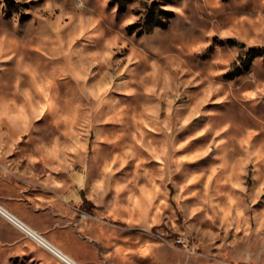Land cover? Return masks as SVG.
<instances>
[{"label":"rangeland","instance_id":"374dc122","mask_svg":"<svg viewBox=\"0 0 264 264\" xmlns=\"http://www.w3.org/2000/svg\"><path fill=\"white\" fill-rule=\"evenodd\" d=\"M108 2L0 0V204L84 264H264V0ZM30 239L0 264H63Z\"/></svg>","mask_w":264,"mask_h":264},{"label":"trees","instance_id":"16d2710c","mask_svg":"<svg viewBox=\"0 0 264 264\" xmlns=\"http://www.w3.org/2000/svg\"><path fill=\"white\" fill-rule=\"evenodd\" d=\"M132 1L133 0H109L108 6L111 8L115 7L120 13H124L127 10L128 5ZM173 17V12L165 10L162 4L157 1H154L150 6L147 7L145 18H140L137 23L129 25L127 31L130 34L136 33L137 36H142L145 33H148L149 30L155 28L165 29L169 21ZM247 57L249 63L256 57L264 58V49L249 50L247 53ZM242 66H245V68H247V65L244 61ZM84 204H89V206H91V203L86 200L84 201ZM84 204L83 207H85Z\"/></svg>","mask_w":264,"mask_h":264},{"label":"bare ground","instance_id":"6f19581e","mask_svg":"<svg viewBox=\"0 0 264 264\" xmlns=\"http://www.w3.org/2000/svg\"><path fill=\"white\" fill-rule=\"evenodd\" d=\"M82 184L83 180L81 179L80 185ZM0 215L22 233H25L28 237L33 239L38 245L48 250L56 259L61 261L63 264H80L50 240L46 239L39 232L35 231L29 225L25 224L19 217L13 214V212L8 210L2 204H0Z\"/></svg>","mask_w":264,"mask_h":264},{"label":"clouds","instance_id":"9594fccd","mask_svg":"<svg viewBox=\"0 0 264 264\" xmlns=\"http://www.w3.org/2000/svg\"><path fill=\"white\" fill-rule=\"evenodd\" d=\"M165 10H168L167 7H165ZM138 18L133 16L131 19H127V20H124L123 21V24L125 27L129 26V25H133L136 20ZM215 34L212 33V32H209V36H214ZM220 39H228V38H235L232 33L230 31H223L220 33V35L218 36ZM113 44L110 42L109 43V47H112ZM209 46V44H205L203 45V47L207 48ZM66 54V53H65ZM110 54L109 53H105V56H109ZM226 63V62H225ZM24 71H28V68H25ZM152 89H149V91H151ZM101 91H103V89H101ZM213 91L214 89L212 88V86H209L207 89H206V93H205V98L202 99L201 101H199L198 103L199 104H206L207 103V99L208 98H211L212 95H213ZM94 96H96L97 94L96 93H93ZM47 99V96L45 97ZM5 108L7 107L6 105L4 106ZM195 108L192 110L193 113H195ZM40 113L41 115L43 114V107L41 108L40 110ZM6 114V113H5ZM40 117L37 116V119H39ZM193 118V115L190 113L188 119L185 120V124H187L189 122L190 119ZM66 119V118H65ZM21 120H22V124H21V127L23 128L24 131H27V128H28V121H27V117H21ZM77 148H80L81 150H86V146L85 145H80V144H77L76 146ZM70 151H75V149H69ZM199 155V154H198ZM215 171V170H213ZM209 179H211V177H209Z\"/></svg>","mask_w":264,"mask_h":264},{"label":"crops","instance_id":"0c3cea01","mask_svg":"<svg viewBox=\"0 0 264 264\" xmlns=\"http://www.w3.org/2000/svg\"><path fill=\"white\" fill-rule=\"evenodd\" d=\"M83 180V184H84V179ZM41 184H43L47 190L52 191L51 187H50V183H47L44 180L40 181ZM80 184V183H79ZM82 184V185H83ZM67 199L69 201H73L76 204H79L80 202H82V199H85L84 197L81 196V194L79 193H75L72 195H68ZM86 200V199H85ZM87 201V200H86ZM90 202V201H88ZM91 203V202H90ZM92 204V203H91ZM3 205V204H2ZM4 207H7L4 205ZM8 210H10L11 212H13V214H15L17 217H19L25 224L29 225L31 228H33L35 231L39 232L41 235H43L46 239L50 240L52 243H54L57 247H59L61 250H63L65 253H67L69 256H71L73 259H75L78 263L80 264H84L79 258L72 256L70 253H68L67 251H65L63 248H61L59 245H57L52 239L48 238L47 236H45L42 231L40 230V228H38L37 226H35L29 219V214L26 212H23V217L17 213H15L14 211H12L9 207H7ZM1 218H3L5 221H7L4 217H2L0 215ZM8 222V221H7ZM9 223V222H8ZM10 225H12L11 223H9ZM13 226V225H12ZM14 227V226H13ZM16 228V227H14ZM17 229V228H16ZM18 230V229H17ZM19 232H21L20 230H18ZM22 233V232H21ZM24 234L28 239H30V237H28L25 233ZM36 246H38L40 249H42L43 251L47 252L48 254H50L52 257H54L48 250H46L45 248L41 247L40 245H38L37 243H35V241L33 239H30ZM55 258V257H54ZM56 259V258H55ZM58 260V259H57Z\"/></svg>","mask_w":264,"mask_h":264}]
</instances>
